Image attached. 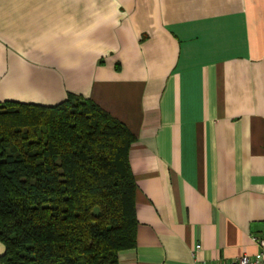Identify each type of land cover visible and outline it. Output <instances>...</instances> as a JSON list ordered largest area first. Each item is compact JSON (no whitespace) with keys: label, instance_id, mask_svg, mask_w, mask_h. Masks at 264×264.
I'll return each instance as SVG.
<instances>
[{"label":"crops","instance_id":"crops-1","mask_svg":"<svg viewBox=\"0 0 264 264\" xmlns=\"http://www.w3.org/2000/svg\"><path fill=\"white\" fill-rule=\"evenodd\" d=\"M70 95L136 137L137 246L119 264L258 255L264 0H0V104Z\"/></svg>","mask_w":264,"mask_h":264},{"label":"trees","instance_id":"trees-1","mask_svg":"<svg viewBox=\"0 0 264 264\" xmlns=\"http://www.w3.org/2000/svg\"><path fill=\"white\" fill-rule=\"evenodd\" d=\"M135 142L81 96L0 104V264H119L137 246Z\"/></svg>","mask_w":264,"mask_h":264},{"label":"built area","instance_id":"built-area-1","mask_svg":"<svg viewBox=\"0 0 264 264\" xmlns=\"http://www.w3.org/2000/svg\"><path fill=\"white\" fill-rule=\"evenodd\" d=\"M253 241L259 247V253L256 257H251L249 255H243L239 258L234 259L230 263H226V264H264V235L253 236ZM199 264H210V263L201 262Z\"/></svg>","mask_w":264,"mask_h":264}]
</instances>
